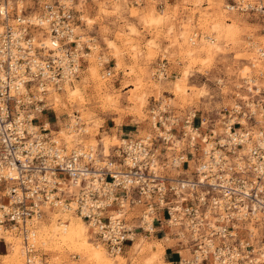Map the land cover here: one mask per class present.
I'll use <instances>...</instances> for the list:
<instances>
[{
	"label": "built area",
	"instance_id": "built-area-1",
	"mask_svg": "<svg viewBox=\"0 0 264 264\" xmlns=\"http://www.w3.org/2000/svg\"><path fill=\"white\" fill-rule=\"evenodd\" d=\"M19 1L0 0V227L23 237L28 262L34 222L63 209L88 222L112 254L138 233L176 229L191 254L173 264H264V246L255 245L264 242V127L241 123L235 109L225 136L211 129L202 152L176 153L179 118L154 116L150 133L113 152L69 147L41 115L52 106L50 88L62 90L80 73L70 0L34 15ZM196 116L185 121L190 147L201 135Z\"/></svg>",
	"mask_w": 264,
	"mask_h": 264
},
{
	"label": "rangeland",
	"instance_id": "rangeland-1",
	"mask_svg": "<svg viewBox=\"0 0 264 264\" xmlns=\"http://www.w3.org/2000/svg\"><path fill=\"white\" fill-rule=\"evenodd\" d=\"M58 1L19 2L20 7L34 15L45 3ZM69 3L76 26L72 47L80 50L81 69L68 87L65 85L57 90L58 94L51 95L55 102H49L52 106L41 119L50 122L52 133L70 147L78 146L79 140L95 148L103 145L101 150L105 153L113 152L123 139L150 133L154 116L179 118L174 130L176 153L194 148L201 151L206 147L203 138L210 135L211 129L216 139L225 136L226 123L236 121V113L230 117L235 109L241 123L254 124V130L264 127V54L258 50L264 49V0H70ZM214 41L220 50H215ZM71 85L78 86L81 92L72 103L67 91ZM194 113L197 115L194 125L201 135L196 134V140L191 141L196 147H190L189 137H184L183 132L190 131L185 121L192 119ZM70 125L80 132L77 137L67 135ZM53 211L48 210L44 221L38 224L32 263L28 262L22 236L2 229L0 264H168L162 243L187 242L176 229L167 235L138 233L121 253L112 254L92 227L87 226L88 222H84L92 242L89 245L103 252L99 259L71 243L41 242L38 230L42 224L50 231L60 224L56 221L58 215L50 213ZM9 233L18 236L22 243L6 235ZM163 234L165 238H157ZM258 244L264 246V242L255 243ZM190 252L188 248L183 250L187 256Z\"/></svg>",
	"mask_w": 264,
	"mask_h": 264
},
{
	"label": "bare ground",
	"instance_id": "bare-ground-1",
	"mask_svg": "<svg viewBox=\"0 0 264 264\" xmlns=\"http://www.w3.org/2000/svg\"><path fill=\"white\" fill-rule=\"evenodd\" d=\"M185 30H187V29L185 28ZM183 37L184 38L186 37V34L185 33L183 34ZM43 40H45L46 43L49 46H51V47H54L56 45L55 43L52 42V39H50V38L43 39ZM213 43L215 44V47H214L215 50H220V48H221L220 45L217 44L215 41ZM258 50L261 51L262 54H264V49L263 48L260 47ZM190 52L193 53V48H192V50ZM262 58L264 59V56ZM70 84L71 83H67L66 84V87H68V85H70ZM178 86H179V84H178ZM66 87H65V90H66ZM250 88L253 89V87H250ZM178 89H179V91H183V89L180 88V87ZM67 91L69 93V98H68L69 101H71V103L72 102H76L77 101V96L79 95V93H81V92H79L80 91L79 87L76 86V85H73V86L71 85V87H69ZM254 91H256V90H254ZM56 93L57 94L59 93V91H57V89L50 88V90L48 92V95H47L49 102H51V103L53 102V104H54L55 101H54V98L51 97V95L56 94ZM55 100L57 101L56 98H55ZM59 101H60V99H59ZM53 107H54V105H53ZM50 125H51V123L48 122V121H46V126L47 127L48 126L50 127ZM76 130L77 129H76L75 126L70 125L69 131H67L68 132L67 135H69L71 137H74V136L77 137L80 132H77ZM237 133L238 134H241L242 133V130H238ZM65 135H66V133H65ZM74 140H76V139H74ZM76 141L78 143L76 145H80L82 147H86V148H88V146H91V147H94V148L96 147L94 145H88V146H86V145H83L82 142H80L79 140H76ZM67 144H69V143H67ZM117 145H115V146H117ZM211 145H212V143L209 144V146H211ZM68 146L70 147V144ZM97 146L100 147L99 145H97ZM102 149L104 150L103 145H102ZM50 213L57 214L58 215V218L56 217L57 218L56 221H60V224L55 225L52 228L53 231H50L51 229H49L45 224H42L41 223L42 225H41V227H39L38 233H39V238H40V240H41L42 243H48V242H50V243H71V244L80 246L81 249L82 248L83 249H86L88 252L92 253V255H94V257H97L99 259L102 257L103 252L100 250V248H97V247H94V246L91 247L89 245V243H92V242L89 241V237L87 236V226H88V224L86 223V221L83 218H81L80 216H75L71 212H69L67 210H63V209H56L55 212L53 211V212H50ZM54 219H55V217H54ZM41 221H44V220L41 219L39 221H35L34 222L35 223V227H32L31 228V232L28 235V237L32 241V244H35V243L38 242V237L36 235V231H37L38 224ZM84 222L87 224V226H85V223ZM2 229L3 228L0 227V232H1ZM1 234H2V232H1ZM6 235L9 236V237H12L14 239H20L18 236H14L13 234H10V233L9 234H6ZM20 243H22L21 239H20ZM16 252L17 251L15 250V253ZM15 257H17L16 254H15ZM32 261L33 260L31 259L30 263H32Z\"/></svg>",
	"mask_w": 264,
	"mask_h": 264
},
{
	"label": "crops",
	"instance_id": "crops-1",
	"mask_svg": "<svg viewBox=\"0 0 264 264\" xmlns=\"http://www.w3.org/2000/svg\"><path fill=\"white\" fill-rule=\"evenodd\" d=\"M165 237H166L165 235L162 236V238L161 236L157 235L158 239H163ZM162 244L164 245L163 257L165 259V262H167L168 264H173L175 261L179 259L180 254L183 253L184 248L181 243H175V244L162 243Z\"/></svg>",
	"mask_w": 264,
	"mask_h": 264
}]
</instances>
